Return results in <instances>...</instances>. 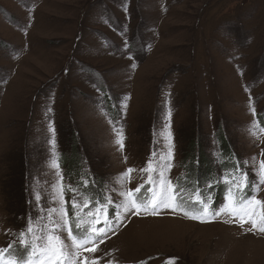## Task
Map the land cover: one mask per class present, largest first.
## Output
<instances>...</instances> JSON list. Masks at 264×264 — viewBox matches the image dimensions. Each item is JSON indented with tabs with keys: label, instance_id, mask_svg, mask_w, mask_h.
Listing matches in <instances>:
<instances>
[{
	"label": "rangeland",
	"instance_id": "374dc122",
	"mask_svg": "<svg viewBox=\"0 0 264 264\" xmlns=\"http://www.w3.org/2000/svg\"><path fill=\"white\" fill-rule=\"evenodd\" d=\"M121 126L123 151L113 131ZM262 128L264 0H0V248L16 242L29 213L40 214L33 189L42 205L59 207L49 199L57 179L49 165L60 153L77 147L118 205L120 174L134 168L126 187L141 184L139 170L166 152L168 130L177 157L165 175L175 181L197 138L220 174L222 129L254 177ZM224 221L134 219L111 228L113 240L94 244L104 255L82 264H264V233Z\"/></svg>",
	"mask_w": 264,
	"mask_h": 264
},
{
	"label": "snow or ice",
	"instance_id": "6c2138e0",
	"mask_svg": "<svg viewBox=\"0 0 264 264\" xmlns=\"http://www.w3.org/2000/svg\"><path fill=\"white\" fill-rule=\"evenodd\" d=\"M124 11H127L125 5ZM127 43V42H125ZM126 107V105H125ZM53 110L47 108L46 112L50 113ZM255 114V109H252ZM170 115V113H169ZM170 129V125L166 126ZM48 130L52 133L53 138L50 140L53 154L55 155V128L49 118ZM116 133V144L122 150L124 147V134L122 126L113 128ZM264 131V128L261 129ZM250 134L255 135L251 129ZM167 141L166 152L162 150L158 160L157 153L153 152L147 162V166L140 169L141 172L148 173L144 183L139 184L135 189L127 188L126 185L131 183V173L137 171L134 168H128L126 172L120 174L117 181L120 184L121 190L119 196L123 197L118 205H114L111 196H104L102 200L93 201L86 193L79 192L78 188H71L74 193L83 197L82 202L78 201L74 196L71 200L72 208L75 217V229L80 232L73 231L72 221L69 220L67 202L64 198L63 174L60 169L58 160L53 159L49 167L55 168L57 179L51 184L52 191L49 193V199L52 202L58 201L59 207H45L41 204V192H35V203L33 207L40 213L38 216H33L29 213L28 222L24 229L20 230L17 237L20 248L15 247V243H10L6 248H0V264H78L80 250L85 245H93L94 243H103V235H106V229L110 230L112 221L109 217V207L113 208V215L116 219H120L119 213L122 211L127 213L135 209V213L139 214L142 210L151 207L155 210L156 207H168L173 211H180L186 217L200 222H206L209 218H216L222 214H226L232 218L238 219L241 224L250 223L249 231H259L264 233V200L258 199L256 193L260 190V185H264V160L259 163V169L254 170V174L258 179L250 180L249 173L242 170L237 165L239 176L227 173L224 175L223 183L227 185L226 192L222 198V202L218 207L213 208V198L211 196L204 197L199 191L195 194V201L199 207L189 211L181 206L178 200L179 188L178 182H173L169 179L165 172L172 168L171 161L174 160V144L172 141V133L168 130L165 134ZM255 158H253V161ZM245 164L248 161H244ZM155 174V175H154ZM235 181V183L233 182ZM94 183H96L94 181ZM144 184H150L152 187L145 189ZM88 186V182H84V187ZM210 187V185H209ZM115 190V189H113ZM250 193V194H249ZM139 194V195H137ZM32 204V201H29ZM94 206L89 208V205ZM88 208L85 213L88 217L94 219L84 220L81 217V210ZM46 213V215H45ZM103 215L104 227L96 228L95 225L100 223V216ZM47 222L42 226L40 221ZM87 228H83L84 225ZM67 232V237H63L62 233ZM29 237H31L29 239ZM97 237L100 239L97 241ZM66 239L71 240V244L66 243ZM94 251L95 248L86 249ZM87 259V258H85ZM93 264H96L93 261ZM169 264H175V258L169 261Z\"/></svg>",
	"mask_w": 264,
	"mask_h": 264
},
{
	"label": "trees",
	"instance_id": "16d2710c",
	"mask_svg": "<svg viewBox=\"0 0 264 264\" xmlns=\"http://www.w3.org/2000/svg\"><path fill=\"white\" fill-rule=\"evenodd\" d=\"M108 113L116 119L118 115L116 111H111L108 109ZM219 151H220V159H222V163L220 164L219 171L229 167L231 162L234 161L235 158H239L237 153L230 144L227 135L224 133V129L220 130V133L217 137ZM60 162L63 168L66 171L67 176H69L72 182L78 186H82L84 193H86L92 200L96 201L99 198H102L104 195V188L101 186V181L99 180L100 176L92 169L89 165L88 161L82 159L79 155L78 148L76 147L70 156L61 154ZM190 162V163H188ZM184 163V166L187 170V179L198 183H206L209 181H214L218 174L215 176L216 171H214V167L212 166V162H208L205 150L203 149V145L198 140V138L193 142V147L190 151L189 161ZM210 167V174L203 175L202 168ZM21 168V167H20ZM19 168L17 175L21 177L22 170ZM67 168V169H66ZM88 182V186L84 187V182ZM94 181L96 183H94ZM206 181V182H205ZM28 197L26 194L24 195V199L26 200ZM16 199V198H15ZM27 207V206H26Z\"/></svg>",
	"mask_w": 264,
	"mask_h": 264
}]
</instances>
